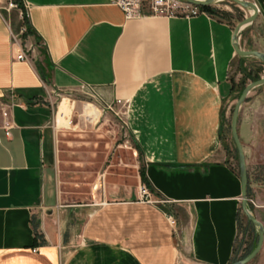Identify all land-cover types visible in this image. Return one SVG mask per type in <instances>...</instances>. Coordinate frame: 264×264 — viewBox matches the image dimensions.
Instances as JSON below:
<instances>
[{
    "label": "crops",
    "instance_id": "1",
    "mask_svg": "<svg viewBox=\"0 0 264 264\" xmlns=\"http://www.w3.org/2000/svg\"><path fill=\"white\" fill-rule=\"evenodd\" d=\"M21 1L34 32L23 43L34 49L28 60L16 58L11 38L18 11L0 0V100L14 104L10 130L0 114V264H230L241 208L239 169L224 147L227 100L231 105L235 94L230 73L256 59L236 54L235 23L206 12L144 8L130 19L113 0ZM253 2L259 13L239 32V46L264 52L251 45L264 31V0ZM82 84L121 100L123 123L159 202L131 192L105 198L79 229L68 230L54 210L60 195L46 94ZM257 88L241 107L237 131L248 202L264 227V97L253 98ZM94 106L81 107L89 123L98 118ZM54 127L65 128L55 117Z\"/></svg>",
    "mask_w": 264,
    "mask_h": 264
},
{
    "label": "rangeland",
    "instance_id": "2",
    "mask_svg": "<svg viewBox=\"0 0 264 264\" xmlns=\"http://www.w3.org/2000/svg\"><path fill=\"white\" fill-rule=\"evenodd\" d=\"M144 1V9L149 11V0ZM169 6V12L172 14L190 13L198 9V6L186 4L184 1L170 0ZM212 6L224 13L218 14L220 17L233 21L235 25L245 16H249V11L251 12L231 0H218ZM257 33L251 45L264 47V31L260 30ZM262 76H264V62L258 59L243 61L241 66L234 64L231 69L230 91L235 94L231 98V105L227 100L228 121L224 147L227 148L228 160L237 170L239 169L238 155L230 135L229 120L242 89ZM253 92V98L260 95L264 97V84ZM46 98L51 107L47 125L54 134L57 156L55 174L60 195L59 204L54 210L59 211L62 218H67L68 230L79 229L91 206L103 202L105 198L112 200L125 197L130 192L131 194L137 192L138 183L142 181L140 171L144 168V162L127 125L123 123L121 100L118 102V100H107L103 97L92 99L80 90L58 93L51 88ZM64 98L72 102L69 114L70 126L56 130L54 117L59 103ZM85 103L96 106L98 118L92 123L87 122L81 113V107ZM263 109V107L258 109L260 116L263 115ZM239 220L240 230L234 255L236 260L245 257L257 243L255 227L241 208ZM247 264H258V256Z\"/></svg>",
    "mask_w": 264,
    "mask_h": 264
},
{
    "label": "water",
    "instance_id": "3",
    "mask_svg": "<svg viewBox=\"0 0 264 264\" xmlns=\"http://www.w3.org/2000/svg\"><path fill=\"white\" fill-rule=\"evenodd\" d=\"M177 2H185L190 5L194 6H209L212 5L214 2L218 0H174ZM232 2L236 3L237 5L251 10V13L249 16H245L242 20H240L234 28L233 33V46L235 49V52L237 55L241 57H252L256 58L262 62H264V52L260 50H253V49H241L239 46V37L238 34L241 31V29L246 26L249 23H253V21L256 19L259 8L256 5L255 2L250 0H231ZM264 84V76L258 78L257 80L251 81L248 83L240 93L239 97L237 98L234 108L231 114V120L230 121V135L234 142V145L236 147L237 155H238V166H239V176L241 180V210L244 213V215L247 217V219L254 225V227L257 229V243L255 247L246 255L245 257H242L241 259L235 260L231 262L230 264H247L251 260H253L256 255L259 253L262 242L264 240V227L262 223L256 218L254 212L252 211L249 202H248V174H247V167H246V161H245V154L243 150V146L237 131V122H238V116L241 110V107L243 103L245 102L249 92L253 90L256 87H259Z\"/></svg>",
    "mask_w": 264,
    "mask_h": 264
},
{
    "label": "built area",
    "instance_id": "4",
    "mask_svg": "<svg viewBox=\"0 0 264 264\" xmlns=\"http://www.w3.org/2000/svg\"><path fill=\"white\" fill-rule=\"evenodd\" d=\"M17 1L18 0H6L5 9L7 11H11V10L18 11V16H19V19L21 20L20 27L17 33H11V38L14 44V48L16 50V58L20 60H28L30 59L31 54L34 51V49L32 45L26 44V43L23 47V43L25 39L28 37V36H26L25 38L23 37L24 34L27 32L26 25L23 23L24 16L27 17L25 13L26 5L21 1L22 6L20 7ZM113 2L122 9V11L124 12L127 18L131 19V18H139L143 16V8L145 5L144 0H113ZM169 5H170V0H149L148 2L149 11L152 14L170 15ZM201 12H204V11H199L197 9V11H192L190 13H184V14L195 15ZM78 90H80L84 95L92 99H99L101 97V95L98 93L96 88L91 85L82 84ZM56 91H58V93L73 92V90H69V91L56 90ZM8 99L10 101V98ZM119 101L120 100H118V102ZM13 106H14L13 102L0 100V114L3 117V127L8 130H10L9 128L12 126L9 120V117H10L11 109L13 108ZM8 130L6 132L7 134H9ZM136 193H137V199L141 202H145V203L159 202V200H156V198L154 197V194L151 191L149 185L143 181H139Z\"/></svg>",
    "mask_w": 264,
    "mask_h": 264
},
{
    "label": "trees",
    "instance_id": "5",
    "mask_svg": "<svg viewBox=\"0 0 264 264\" xmlns=\"http://www.w3.org/2000/svg\"><path fill=\"white\" fill-rule=\"evenodd\" d=\"M17 3H18V5H20V7L22 6L21 0H18ZM198 10L199 11L208 12L210 14L211 13L212 14H224L221 11L215 9L212 5H209V6H198ZM23 23L26 25V30H27V32L24 34L23 37L25 38L26 36L34 35L33 28L31 27L27 17H25V16H24V19H23ZM35 44L38 45V41H36ZM140 174H141L142 181L149 185L148 180L146 179V176H145L144 169H141ZM247 193H248V189H247ZM246 255H248V254L246 253ZM235 260L236 259L234 258L233 261H235Z\"/></svg>",
    "mask_w": 264,
    "mask_h": 264
},
{
    "label": "bare ground",
    "instance_id": "6",
    "mask_svg": "<svg viewBox=\"0 0 264 264\" xmlns=\"http://www.w3.org/2000/svg\"><path fill=\"white\" fill-rule=\"evenodd\" d=\"M72 102L68 99H63L60 102L59 110L55 115V122L58 127H68L69 125V114L71 111Z\"/></svg>",
    "mask_w": 264,
    "mask_h": 264
}]
</instances>
